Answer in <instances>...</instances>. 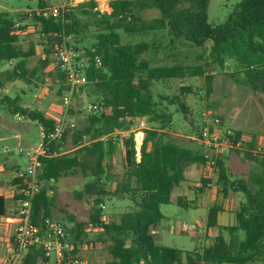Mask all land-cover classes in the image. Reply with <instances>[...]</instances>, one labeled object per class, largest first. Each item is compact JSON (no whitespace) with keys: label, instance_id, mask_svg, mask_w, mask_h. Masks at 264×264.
<instances>
[{"label":"trees","instance_id":"trees-1","mask_svg":"<svg viewBox=\"0 0 264 264\" xmlns=\"http://www.w3.org/2000/svg\"><path fill=\"white\" fill-rule=\"evenodd\" d=\"M38 4L39 8L46 6L41 0ZM135 6L158 8L160 17L146 21L134 12ZM208 6L209 0H111V11L107 12L98 8L97 0H84L59 15L44 16L32 9L36 22L32 32L26 31V25L20 27L15 23L9 11H0V64L15 62L12 70L0 71L2 101L8 98L1 97L4 80L28 76L27 61L37 53L36 44L44 46L41 64L46 65L51 53H55L56 44L66 42L70 45L71 37L79 40L88 36L95 38L92 45L82 50L89 58L86 67L88 81L79 85L76 92L85 87L99 92L100 98L94 101L99 107L96 111L86 107L90 123L84 129H77V126L68 129L45 145V152L39 157L42 189L33 198L32 207L35 221L41 216L52 217L50 190H56L57 185H49L51 179L57 184L63 175L75 172L77 167L89 166L91 161L86 157H93L90 170L94 180L86 183L83 189H77L76 196H94V212L88 221L77 222L76 228L69 233L75 242H83L90 241L88 228L96 230L97 240L108 242L112 259L107 264H264V152L254 150L258 133L250 131L252 138L242 151L246 159L260 167L247 180H232L224 159L218 158L220 174L217 184L223 186L225 194L230 190L243 193L245 200L235 210V223L220 227L213 241L199 251L161 244L158 231L164 218L161 205L171 202L173 189L185 179L186 166L203 163L207 167L202 150L184 146L172 137L166 140L163 133L150 127L145 131L138 158L135 131L131 130L137 117H144L148 123L160 125L163 129L172 122L170 109L154 96L151 87L154 81L206 75V94L209 95L213 91V75L207 70L209 62L152 65L145 57V53L152 49L151 45L146 41L123 42L120 29L131 33L167 30L172 42L175 38H183L196 46L211 41V61L223 68L227 60L232 61L234 70L228 74L236 82L248 85L264 105V0H238L226 20L219 24L209 22ZM22 38L29 42L28 48L22 45ZM35 38L40 43H36ZM74 48L79 51L78 47ZM96 56L101 58L99 65ZM57 67L58 78L65 83L60 88L63 95L67 89L66 74L58 63ZM181 91L193 92V88L183 86ZM19 100V97L12 100L14 113L21 111L44 125L47 131L54 129L56 119L40 110L23 107ZM178 104L180 110L187 113L184 101L180 100ZM72 112L71 107L69 113ZM95 124L99 127L94 128ZM115 129L128 131V134L121 138L124 146L123 178L112 191L107 188L111 172L104 162L112 157L120 139V136L112 135ZM69 131L73 132L72 153L64 149L63 143ZM91 133L94 139L82 144L84 135ZM242 133L237 130L231 135L235 143L241 141ZM105 135L107 139H104ZM211 181L210 177L204 178L203 185L208 187ZM15 183L14 197L18 201L23 196L22 181L18 176ZM105 196L128 199L133 202V207L116 218H103ZM178 202L188 206L182 197ZM220 210L221 204L210 207L209 227L217 225ZM9 214L5 197L0 195V220ZM43 258L42 249L33 246L21 264H42Z\"/></svg>","mask_w":264,"mask_h":264},{"label":"rangeland","instance_id":"rangeland-1","mask_svg":"<svg viewBox=\"0 0 264 264\" xmlns=\"http://www.w3.org/2000/svg\"><path fill=\"white\" fill-rule=\"evenodd\" d=\"M41 1H44L46 6H52L62 3L64 0ZM97 1L98 8L101 11H111V0ZM237 1L209 0V22L219 24L225 21ZM39 2L40 0H0V11H9L13 14L15 23L20 25V27L26 25V31L32 32L36 23L33 19L34 13L32 9L39 8ZM134 12L141 15L146 21H152L160 17V10L154 7L140 8L135 6ZM85 19L87 18L85 17ZM119 32L123 42H148L152 49L145 53V57L150 60L152 65H171L174 63L198 65L209 62L210 65L207 70L213 75V91L209 95L206 94V75H189L182 78L154 81L151 86L154 96L158 101L162 102V105L170 109L172 122L168 124L167 128L163 129L160 125L150 124L146 121V127L143 129L144 132L141 130V133L136 134L137 145L139 147L144 134H146V129L153 127L159 133H163L166 140L172 137L184 146L201 149V141L197 137L201 134L199 132L203 124L202 117L204 113H209L213 117H219L222 120V124L219 125L221 131L230 130L234 133L237 129H242L245 132L259 130L264 133V105L261 104L258 96L248 85L236 82L228 74V72L234 70L232 61L227 60L224 68L211 61L209 56L211 41H207L204 46H196L183 38H175V41L172 42V36L167 30L160 29L132 33L120 29ZM35 40L36 43H40L37 38ZM69 40L71 46L78 47V50L82 52L86 46L92 45L95 38L88 36L85 40H79L78 38L71 37ZM21 42L25 48H28L29 42L27 39H23ZM36 45L37 54L30 57L27 61L28 76L11 81L4 80V85L1 87V97L8 98H4L3 101L0 98V154H2L0 161L1 163L5 162V156L8 154L3 150L5 144L3 137L10 135L12 137L9 145L10 153L19 159L22 169L28 164V157L20 149L26 151L27 149H38L40 147V123L32 120L28 115H24L25 118L22 120L18 119L16 113L12 110V100L19 97V103L23 107H28L30 110H40L54 119H58L63 112V95L60 92V88L65 83L58 78L55 54L51 53L47 64L42 65L41 59L44 57V46L42 44ZM14 65L15 62L2 63L0 64V71L12 70ZM183 86H191L193 92L181 91V87ZM100 95L99 92L92 91L89 87L76 92L71 103L73 112L69 114L75 119L77 129H84L90 123L89 112L86 107L100 98ZM180 100L184 101L188 108L187 113L180 110L178 104ZM17 113L23 114L21 111ZM96 127H99V124H95L94 128ZM139 127L140 120L136 119L131 130L138 132ZM16 133H20L21 138L12 136ZM72 133V131H69L66 139L63 141L64 149L70 150L74 147ZM124 134L127 135L128 131L114 130L112 135L114 137L120 136V139L118 138L119 141L116 144L117 147L112 157L107 158L104 162V165L111 172L107 188L112 191L115 190L123 178L124 146L121 138L125 137ZM93 135V133L84 135L81 143L92 141L94 139ZM104 139H107V135L104 136ZM247 141L241 139L238 147L220 154L226 163L229 176L232 180L236 181L239 178L247 180L250 173L260 170L256 162L244 157L242 151L247 148ZM254 150L264 152L256 146ZM86 158L91 161L90 165H92L93 157ZM90 165L84 169L79 166L75 172L63 175L57 184L49 183V185H57V189L50 193V196L53 197L51 216L60 221L69 231L76 228L77 222L88 221L91 213L94 212V196L85 195L82 198L76 196L77 189H83L86 183L94 180V176L91 175ZM214 185L217 186L216 182ZM4 192L9 194L8 189H5ZM230 193L233 194L232 191ZM232 197L237 202L236 196ZM240 199H245L244 194L241 193ZM104 204V215L111 217H117L121 210H129L133 207L132 201L113 196H105ZM125 205L130 207L127 208ZM162 207L167 217L163 219L159 230V235L161 236L159 243L183 250H193L197 246L202 247L204 233L193 229L192 224L204 226L208 213L207 206L183 208L172 202ZM4 219L2 217L0 220V264L7 251V244L10 238V234L5 229ZM183 224L185 227H182ZM87 233L90 240L95 242V246L84 253L85 257L90 256L91 261H95V263L90 262L91 264H107L112 259L109 253L108 242L98 241V232L94 229ZM195 235L197 236L195 237ZM197 237L201 238L198 239ZM213 239L214 236L209 241L206 238V243L211 242V240L213 241ZM258 264L263 263L260 262Z\"/></svg>","mask_w":264,"mask_h":264},{"label":"built area","instance_id":"built-area-1","mask_svg":"<svg viewBox=\"0 0 264 264\" xmlns=\"http://www.w3.org/2000/svg\"><path fill=\"white\" fill-rule=\"evenodd\" d=\"M84 0H64L58 5L45 6L37 8L38 14L44 16L59 15L66 8L76 5ZM55 58L59 68L66 74L67 89L63 93V112L56 119L54 129L47 131L46 127L40 122V147L38 149H20L21 152L28 157V164L24 169L17 172L22 181L21 192L23 196L16 201L15 212L6 216L9 223L16 225L14 233L11 235L7 244V251L2 258L1 264H21L23 257L27 251L33 247H39L43 252L42 264H91L84 253L88 249L95 246L93 241L75 242L71 237L69 230L57 219L53 217L41 216L37 221L33 219V198L41 191L42 181L39 177V167L41 165L40 155L45 152V145L62 135L64 131L75 128L77 123L70 116L69 110L74 98L75 92L79 85H85L88 81L86 76V67L89 58L83 52L77 51L73 46L66 42L55 45ZM96 64H101L100 56L95 58ZM98 104L90 103L87 105L88 110L96 111ZM18 119L25 118L24 114L16 113ZM201 133L197 138L201 141V150L207 159V166L212 176L218 177L220 174V166L218 158L220 154L239 146L241 141L235 143L232 139V131H221L219 117H213L209 113H204L202 117ZM146 120H140V127L136 134L144 132ZM145 137V134H144ZM143 137V139H144ZM143 142V140H142ZM141 142V145H142ZM137 145V155L140 157V148ZM1 158V154H0ZM54 183V179H51ZM214 181L208 183V187H212ZM53 192V190H50Z\"/></svg>","mask_w":264,"mask_h":264},{"label":"crops","instance_id":"crops-1","mask_svg":"<svg viewBox=\"0 0 264 264\" xmlns=\"http://www.w3.org/2000/svg\"><path fill=\"white\" fill-rule=\"evenodd\" d=\"M142 118H144V117H137V120L138 119L141 120ZM145 120L147 121L146 118H145ZM237 130H242V129H237ZM242 131H243V133L241 135V138L249 141L252 138V133L250 131H248V132H245L244 130H242ZM251 131H255L256 133H258L257 137L255 138V146L257 148L261 149L262 151H264V133L262 131H259V130H251ZM12 136L15 138H21L20 133H16ZM11 138L12 137L10 135H5L3 137V139L5 141L3 150H5L8 154L5 156V158H6L5 162L1 163V161H0V195L5 197L7 207H8V212L10 213L9 215H11L12 213L15 212V206H16V197H14V191H15V185H16L15 179H16L17 172L22 169V165H21L19 159H17L12 153H10L9 145H10ZM149 144H150L149 148H151V142ZM200 145H201V143H200ZM71 150L72 149H70L68 151H71ZM220 157H222V156H220ZM1 158H2V154H1ZM207 177H210V179L212 181H214V183L216 182V184H217L218 178L215 176H212L208 166L206 167L203 163H192V164H189L188 166H186V168H185V179L182 180L173 189L172 195H171V202H170V203L174 202L179 207H183V208H189V207H197L198 208L202 205L207 206L208 213H207V218L204 221V226L202 227V226H199L195 223L192 224L193 229L200 230L201 232L204 233L203 237H202L203 238L202 239V247L197 246L195 248L199 251H202L204 247H206L207 245H209L211 243V242L206 243V238H208V241H209L212 238V236L215 237L220 232V227H224L227 225H233L235 223V210L239 206V204L245 200V199L244 200L240 199L241 198V192L231 190L233 194L230 193L231 191H229L228 194H225L223 192V186L219 185V184H217V186L214 185L215 187L214 186L205 187L203 185V179L207 178ZM5 189H8L9 194L4 192ZM231 195L236 196L237 202H235L236 201L235 198H233ZM238 196H239V198H238ZM181 197L183 198V202L185 204L187 203L188 206H182L179 204L178 200ZM224 201L226 202V204ZM215 204H221L222 210H220L217 214V225L209 227L208 226L209 210H210V207L215 205ZM164 205H167V204H162L161 209L163 208L162 206H164ZM125 206L127 208L130 207L128 205H125ZM104 208H105V204H104ZM125 210H121L120 213L124 212ZM104 213H103V218H107V219L108 218H110V219L116 218L114 216L113 217L106 216V215H104ZM166 217H167V214L164 213V218H166ZM3 218H5V217H3ZM4 220H5V225H6L5 229H6V231H8V234H10V238H11V235L15 231L16 225L14 223L7 222L6 218ZM182 227H185V225L183 224ZM91 230H93V229L88 228V231H91ZM225 233H226V231H225ZM196 236L197 235H195V237ZM198 236H200V235H198ZM10 238H9V241H10ZM197 238L199 239L201 237H197ZM160 239H161V236H160ZM89 257L86 256V258H88V260L90 259ZM89 261H91V259ZM91 262L95 263V261H93V260Z\"/></svg>","mask_w":264,"mask_h":264}]
</instances>
